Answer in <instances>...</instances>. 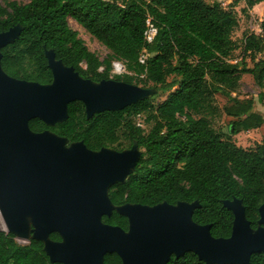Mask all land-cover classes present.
<instances>
[{"label": "trees", "instance_id": "trees-1", "mask_svg": "<svg viewBox=\"0 0 264 264\" xmlns=\"http://www.w3.org/2000/svg\"><path fill=\"white\" fill-rule=\"evenodd\" d=\"M245 2L253 7L264 0ZM148 12L158 26L152 43L144 40ZM70 17L111 51L108 58L101 59L88 48L71 27ZM18 23L24 26L20 37L2 48V64L10 75L51 82L53 74L45 56L46 47L54 49L56 58L74 66L84 77L129 83L138 79L135 84L141 82L144 87L158 89L150 98L119 111L96 113L91 118L87 117L83 102L75 100L69 103L65 122L51 127L40 118L30 120L35 131L49 128L70 142L83 140L91 149L107 146L122 150L137 140L142 156L127 181L111 187L114 204H176L198 199L201 207L194 211V220L211 223L215 237H228L234 214L222 200L236 196L243 199L252 226H257L259 207L264 202V135L255 148L246 149L217 131L210 116L218 109L215 95L220 92L229 99L222 112L233 118L235 134L264 123V116L254 110L253 99L233 96L243 73L251 74L255 83L264 88V57L256 59V54L264 52V18L259 24L261 32H251L244 38L243 55L253 60L252 67L231 61L236 48L232 34L239 21L235 11L224 8L217 0L0 3V32ZM144 47L151 55L146 64H141L138 57ZM115 59L124 60L135 74L111 76ZM101 66L103 70H99ZM167 91L169 95L163 101L153 104V97ZM139 115L144 117V127L137 124ZM122 140L128 145H121ZM103 221L127 226L126 217L116 211L104 215ZM0 264L62 263L49 260L41 241L21 243L13 233L0 230ZM104 264H121V259L110 253ZM168 264L206 263L188 251L179 258L172 257ZM251 264H264V253H254Z\"/></svg>", "mask_w": 264, "mask_h": 264}, {"label": "water", "instance_id": "water-1", "mask_svg": "<svg viewBox=\"0 0 264 264\" xmlns=\"http://www.w3.org/2000/svg\"><path fill=\"white\" fill-rule=\"evenodd\" d=\"M23 29L18 23L0 32V213L7 232L19 240L42 241L50 261L62 264H103L106 253H116L121 264H168L188 251L206 264H251L254 253H264V202L253 227L243 199L222 200L234 214L232 232L215 237L211 223L193 218L201 207L198 199L154 205L112 202L111 186L136 171L143 153L137 140L122 150L91 149L83 140L70 142L49 128L33 130V118L51 127L65 122L75 100L83 102L91 118L150 98L158 89L84 77L46 47L51 82L10 75L2 64V48ZM114 211L128 218L127 230L103 221ZM51 232L62 240H53Z\"/></svg>", "mask_w": 264, "mask_h": 264}, {"label": "rangeland", "instance_id": "rangeland-1", "mask_svg": "<svg viewBox=\"0 0 264 264\" xmlns=\"http://www.w3.org/2000/svg\"><path fill=\"white\" fill-rule=\"evenodd\" d=\"M9 1H17L18 3H27L30 0H0V3L3 5H7ZM212 2V0H209ZM224 8L231 9L236 12L239 24L237 28L234 30L232 36L236 42V48L232 52L230 59L232 62L239 63L242 65L244 62L252 67L254 62L249 57H245L243 55V46H244V38L246 34L251 32L260 33V22L264 18V3H260L254 5L253 7H249L246 5L245 0H217ZM70 25L73 29H76L79 32V36L85 40L86 45L91 51H94L101 59L108 58L110 56L111 51L105 47L102 43H100L95 37H93L87 30L79 25L75 19L69 18ZM264 57V52L261 54H256V59ZM139 82L138 79H134V83ZM140 85L143 86V83L140 82ZM152 86V85H150ZM169 95V91L160 92L158 95L153 97V104L157 105L161 101H163ZM233 96L238 97L241 100H246L248 98L253 99L254 101V110L256 112L261 113L264 116V88H260L254 81V78L249 73H243L242 78L240 80V86L233 93ZM215 104L218 109L216 112L212 113L210 116L211 123L213 127L223 133L225 137H231L232 140L239 146H242L246 149L255 148L257 143L262 141V137L264 135V123L262 126L256 129H252L249 131H241L235 134L232 129V121L233 118L227 116L224 112H222L223 107L229 104V99L223 93H216L215 95ZM144 117H140L137 121L143 123ZM145 126V125H144ZM150 126L147 125V129ZM123 133V130L120 131ZM121 145H128L127 141L122 140ZM122 147V146H120ZM1 216V214H0ZM2 218V216H1ZM3 220V218H2ZM4 222V220H3ZM6 226V225H5ZM0 230L7 231L6 227L0 225ZM21 243H27L26 241L19 240Z\"/></svg>", "mask_w": 264, "mask_h": 264}, {"label": "built area", "instance_id": "built-area-1", "mask_svg": "<svg viewBox=\"0 0 264 264\" xmlns=\"http://www.w3.org/2000/svg\"><path fill=\"white\" fill-rule=\"evenodd\" d=\"M157 34H158V26L156 24V21L154 20L153 16L148 12L147 16H146V28L144 30V40H145V42L146 43H152L156 39ZM150 55H151L150 52L147 50L146 47H144L142 49V51L140 52L139 57H138L139 63L146 64L148 58L150 57ZM103 69H104L103 66H101L99 68V70H103ZM125 73L135 74L134 72H132V71H130L128 69L127 64H126V62L124 60L115 59L112 62L111 76L122 75V74H125ZM141 76H144V74H142ZM140 117L141 116L139 115L137 117V120ZM137 124L139 126L144 127V124H142V123H140L138 121H137Z\"/></svg>", "mask_w": 264, "mask_h": 264}, {"label": "flooded vegetation", "instance_id": "flooded-vegetation-1", "mask_svg": "<svg viewBox=\"0 0 264 264\" xmlns=\"http://www.w3.org/2000/svg\"><path fill=\"white\" fill-rule=\"evenodd\" d=\"M132 144H133V143H132ZM132 144H131V145H132ZM131 145H130V146H131ZM130 146H128V147H130ZM126 148H127V147H126ZM130 175H131V174H130ZM130 175H129V176H130ZM129 176H128V178H129ZM128 178H127V179H128ZM126 181H127V180H126ZM126 181H125V182H126ZM125 182H124V183H125ZM115 184H117V183H115ZM115 184H113V185H115ZM113 185H112V186H113ZM112 186H111V187H112ZM110 189H111V188H110ZM123 203H126V202H123ZM123 203H121V204H123ZM131 203H132V202H131ZM125 217H126V216H125ZM126 219H127V226H126V228H124V229L127 230L129 224H128V218H127V217H126ZM53 233H57V232H51V233H50V237H51L53 240H55V241H60V240H62L61 236H60L58 233H57V234H58L57 236H52ZM32 239H33V238H32ZM32 239H30V240H32ZM30 240H28V241H26V242H29ZM41 242H42V241H41ZM42 244H43V242H42ZM43 247H44V244H43ZM43 250H44V248H43ZM44 252H45V251H44ZM45 253H46V252H45ZM107 254H110V253H106V254H105V256H104V260H105V257H106ZM46 255H47V254H46ZM47 256H48V255H47ZM48 258H49V257H48ZM120 259H121V258H120ZM49 260H50V259H49ZM52 263H53V262H52ZM54 263H59V262H54ZM121 263H122V261H121ZM103 264H104V261H103Z\"/></svg>", "mask_w": 264, "mask_h": 264}, {"label": "bare ground", "instance_id": "bare-ground-1", "mask_svg": "<svg viewBox=\"0 0 264 264\" xmlns=\"http://www.w3.org/2000/svg\"><path fill=\"white\" fill-rule=\"evenodd\" d=\"M1 214V213H0ZM0 225L3 227V229L6 227L5 225V222H3L1 216H0Z\"/></svg>", "mask_w": 264, "mask_h": 264}, {"label": "crops", "instance_id": "crops-1", "mask_svg": "<svg viewBox=\"0 0 264 264\" xmlns=\"http://www.w3.org/2000/svg\"><path fill=\"white\" fill-rule=\"evenodd\" d=\"M263 3H264V2H261V3H260V6H261V4H263Z\"/></svg>", "mask_w": 264, "mask_h": 264}]
</instances>
